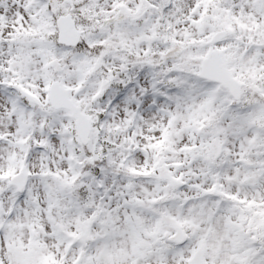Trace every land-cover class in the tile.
<instances>
[{
  "label": "snow or ice",
  "instance_id": "6c2138e0",
  "mask_svg": "<svg viewBox=\"0 0 264 264\" xmlns=\"http://www.w3.org/2000/svg\"><path fill=\"white\" fill-rule=\"evenodd\" d=\"M0 264H264V0H0Z\"/></svg>",
  "mask_w": 264,
  "mask_h": 264
}]
</instances>
